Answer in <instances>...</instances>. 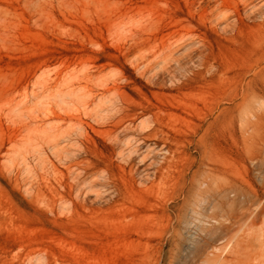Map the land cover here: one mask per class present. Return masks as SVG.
<instances>
[{
    "label": "rangeland",
    "instance_id": "rangeland-1",
    "mask_svg": "<svg viewBox=\"0 0 264 264\" xmlns=\"http://www.w3.org/2000/svg\"><path fill=\"white\" fill-rule=\"evenodd\" d=\"M0 264H264V0H0Z\"/></svg>",
    "mask_w": 264,
    "mask_h": 264
},
{
    "label": "bare ground",
    "instance_id": "bare-ground-1",
    "mask_svg": "<svg viewBox=\"0 0 264 264\" xmlns=\"http://www.w3.org/2000/svg\"><path fill=\"white\" fill-rule=\"evenodd\" d=\"M55 114V113H54ZM58 118H60L59 115H57ZM63 118V117H62ZM64 121H66V118H63ZM62 119V120H63ZM68 121V120H67ZM59 122V121H58ZM61 122V121H60ZM133 123H129V125H132ZM58 125V124H57ZM143 126V124H142ZM133 127V126H132ZM130 128H127V126L124 127L123 132L127 131ZM150 129V128H148ZM121 137V136H120ZM135 142V141H134ZM137 142V141H136ZM59 144L56 145V147H58ZM134 146V145H133ZM58 151H60L58 149ZM62 152H65V158L64 161L69 164L70 163V150L68 148H63ZM135 152V151H134ZM122 153V152H121ZM138 154V153H137ZM118 155V154H117ZM140 155V154H139ZM58 157H60V153L57 154ZM144 161V159H143ZM160 163V162H159ZM85 169V168H84ZM85 171V170H84ZM62 180V178H61ZM79 180V179H78ZM111 180V178H110ZM59 181V178H58ZM114 181V180H113ZM77 184V183H76ZM80 197H81V202H82V206L88 210V211H95V210H103V207L105 204L110 203L111 201H113V198L115 196L116 190L115 186L112 185V183L106 182L105 179L101 180V177H98L95 181H94V185H90V188H85L83 187V185H80ZM57 190V189H56ZM92 193V197H90V194ZM59 193V192H58Z\"/></svg>",
    "mask_w": 264,
    "mask_h": 264
}]
</instances>
